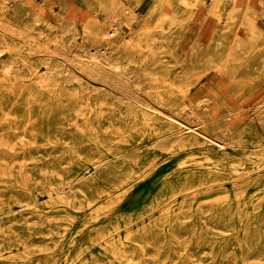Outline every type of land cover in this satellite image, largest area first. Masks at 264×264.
Returning <instances> with one entry per match:
<instances>
[{
	"label": "rangeland",
	"instance_id": "rangeland-1",
	"mask_svg": "<svg viewBox=\"0 0 264 264\" xmlns=\"http://www.w3.org/2000/svg\"><path fill=\"white\" fill-rule=\"evenodd\" d=\"M154 1L137 0L131 4L130 0H108L111 4L119 2L123 5L115 11L116 13L114 12L123 15L126 20L115 36L119 41L126 39L131 32L139 34L143 30L144 18ZM206 1L208 7L214 5V0ZM100 2L101 0H0V23L4 24L3 22L10 20L9 17L18 5L30 7L26 19L34 23L35 30L32 34L23 33L22 37L23 40L31 41L32 45L40 47L38 53H31L34 71H39L43 77H53L52 79L60 76L58 78L61 81L62 75L56 71L71 70L69 81L59 85L63 88L60 92L64 102L71 100L86 102L95 87L100 88L98 80L104 81L106 84L102 86L105 90L100 93H105L107 99L105 101L125 109L124 117L107 116L110 131L105 132L104 137L100 138L104 154H107L109 159L113 158L112 162L117 165L121 162L126 163L127 171L133 172L125 187H121L106 198L109 211L114 215L123 211L128 219L139 215L146 216L147 210L163 201L160 194L162 185L180 171L195 169L194 172L200 173L208 169L216 173L220 181L219 185L213 183L198 187L197 190L187 193L188 196L183 199L179 193L177 206L190 207L194 209L193 211L178 212L176 208L166 207L167 205L161 210L154 211L153 216H157L158 219L165 214L168 216L178 214L177 220L183 227L176 231L169 227L170 231L174 232L162 240L159 237L138 234L137 238L128 244L123 257L117 259V264L264 262V222L256 227L250 223L251 221H247L249 223L246 225V233L241 237L236 233L241 229L240 226L237 223L231 224L232 212L223 210L227 216L226 222L223 223L204 216L209 209L207 204L211 202L226 203L228 196H234L232 198L234 204L241 213L244 208L250 207L249 197L253 193L259 190L264 193V144L252 142V136H259L264 141V128L258 120V114L264 111V73L255 78V84L252 86L246 79L238 88L232 89L233 85L227 83L225 73H217L214 69L197 65L191 73L193 79L188 87L182 83H174L176 87L171 97L174 106L169 109L170 115H162L155 101L156 91L146 90L144 82L146 75L139 73L140 70L135 65L128 66L127 88H122L111 79H107L104 74H100L97 68H90L85 64L90 62L92 55L95 54V46L90 44L89 27L82 24L81 18L82 15L85 18L91 15L102 19ZM52 5H55L56 10L60 9L57 5L75 8L76 21L70 22V28L64 38L69 44L68 47L73 48L77 45L80 54H76L68 47L61 49L54 41V34L50 31L63 27L58 23L59 13L50 10ZM234 6L233 1L224 0L227 11L233 10ZM195 21L200 24L201 18ZM85 24H88V20ZM258 26L264 31V19H259ZM205 35L207 34L203 36ZM151 38H155L157 44H160L154 31L148 34L150 41ZM149 40L146 39L139 44L143 51L148 49L146 42ZM132 44L129 42L128 47ZM242 44L245 48L241 50L240 60L235 66L238 75L244 73L249 58L255 51L254 49L251 51L252 43L249 39L243 38ZM246 55L248 57L244 58ZM151 58L156 73L150 76L162 78L163 83L167 84L170 77L182 75L181 68L174 64L163 46L159 45L157 50H153ZM82 107V105L76 107L79 113L83 112ZM220 109L224 112L219 113ZM155 113L161 114L177 130H182V133L190 130L188 126L203 129L204 132L198 135L193 145L187 147L175 145L171 136L155 141L153 136L149 135L150 126L145 122L147 116ZM201 114L207 116V123L200 121ZM219 123L223 125L224 130L209 131V127ZM186 129L187 131H184ZM240 135L244 136L242 139L245 141H239ZM6 144L11 145L7 141ZM122 146L131 147L132 151L143 146L141 150L148 149L150 152L137 157L135 156L137 151H133L115 158L113 151H118ZM88 150L89 152L84 151L81 156L78 154L70 157L60 151L45 154L40 159L38 156L24 159L28 162L29 168L23 173L25 184L14 179L22 159L9 152L0 151V244L8 242L11 245L16 244L18 248L8 261L1 264H19L21 259L28 258L33 259L32 264H45L52 260L59 261L58 264H74L66 262V259H72L75 255V250L71 249L89 245L88 237H95L101 233V225L106 222V217L94 218L93 214L89 213L88 206L79 204L75 191L69 186L71 175L76 170L74 164L77 172L84 173L92 168V161L100 156L97 148ZM190 156H195L199 161L196 164L181 163ZM49 192L54 193L53 197L47 196ZM32 196L40 198L43 205L45 218L42 221L30 220L33 214L29 212L28 207L20 205L21 199H29ZM12 208L14 210L9 211ZM70 215L76 216L73 228L60 237L56 233V228ZM194 218H199L201 226L193 224ZM148 221L146 217L145 224H150ZM30 223L37 226L36 232L27 228V224ZM141 223L140 220L139 224ZM78 227H81L80 230ZM135 228L137 224H134ZM76 229L77 231H74ZM260 230L261 233L258 232ZM206 231H209V236L214 238L215 242L222 238L223 248L215 249V243L207 241L206 236L202 235V232ZM51 251L55 255H44ZM75 264H79V261H75Z\"/></svg>",
	"mask_w": 264,
	"mask_h": 264
},
{
	"label": "bare ground",
	"instance_id": "bare-ground-1",
	"mask_svg": "<svg viewBox=\"0 0 264 264\" xmlns=\"http://www.w3.org/2000/svg\"><path fill=\"white\" fill-rule=\"evenodd\" d=\"M136 1L130 0L131 4ZM231 1L235 6L233 10L227 11L224 0H214L212 7H208L206 0H155L144 18L143 30L139 34L131 32L126 39L119 41L115 36L126 20L123 15L115 14V11L123 5L119 2L111 4L108 0H101L102 19L91 15L87 18L82 15L81 18L82 24L89 27L90 44L95 46V54L92 55L91 61L85 64L90 68H97L100 74H104L107 79H111L122 88H127L128 66L135 65L140 70L139 73L146 75L144 81L146 90L156 91L155 101L162 115H170L169 109L174 106L171 100L176 87L174 83H182L188 87L193 79L191 73L197 65L214 69L217 73H225L227 83L233 85L232 89L238 88L246 79L252 86L255 84V78L264 73V31L258 26L259 19H264V0ZM57 6L59 10L55 9V5H52L50 10L59 13L58 23L63 28L51 30L50 33L54 34V41L62 49L69 45L64 36L70 28V22L76 21V14L73 6ZM30 10L28 6L18 5L9 17L10 20L3 22L4 24L0 23V151L9 152L22 159L14 179L25 184L23 173L29 168H27L28 162L24 159L33 156H38L40 159L45 154L60 151L70 157L78 154L81 156L82 153L89 152V148H97L100 156L92 161V168L89 171L77 172L76 164L73 165L76 170L71 175L69 186L75 191L79 204L88 206L89 213H92L94 218L102 216L107 220L101 225L100 234L88 237L89 245L71 249V251L75 250V255L72 259H66V262L75 264L78 260L79 264H117V259L123 257L128 244L137 238L138 234L159 237L162 240L183 227L177 220L178 214L173 216L165 214L158 219L157 216H153L154 211L161 210L166 205L169 208H176L178 212L193 211L194 209L190 207L177 206L179 193L183 199L188 196L187 193L203 185L209 186L213 183L219 185V176L208 169L200 173L194 172L195 169L180 171L162 185L160 194L163 201L147 210L146 216L139 215L128 219L123 211L116 215L109 211L106 198L121 187H125L133 172L127 171L126 163L121 162L117 165L112 162L113 158L109 159V156L104 154L100 138L104 137L105 132L110 131L107 116L124 117L125 109L105 101L107 100L105 93H100L105 90L102 86L104 81L98 80L100 88L95 87L86 102L72 100L64 102L60 92L63 88L59 85L69 81L71 70L56 71L62 75L61 81L58 78L60 76L52 79L53 77H43L42 73L34 71L31 53H38L40 47L32 45L31 41H25L22 37L23 33L32 34L35 30L34 23L26 19ZM197 18H201L200 24L195 21ZM87 20L88 24H85ZM150 31L158 35L159 45L164 47L174 64L182 70L181 76L170 77L167 84L163 83L162 78L150 76L156 73L151 52L159 47L155 38H151V41L148 39ZM204 34L207 35L203 36ZM243 38L251 41V51L253 49L255 51L249 58L244 73L238 75L235 66L240 60L241 50L245 48L242 44ZM146 39L149 40L146 42L148 49L143 51L139 44ZM127 41L133 43L131 47H128ZM76 46L68 48L80 54L79 47ZM246 57L248 55L244 58ZM158 82L161 84L157 85ZM79 105L83 106V112H78L76 107ZM222 111L220 109L218 112ZM161 114L155 113L145 118V122L150 126L149 135H152L155 141L171 136L175 145L187 147L193 145L198 135L204 132L203 129L188 126L190 130L186 129L184 131L187 132L182 133V130H177ZM199 119L202 123L206 122L207 116L201 114ZM258 120L264 128V111L258 114ZM209 128V131L224 130L220 123ZM242 138L244 136L240 135L239 141H245ZM6 141L11 145H7ZM252 142L264 144L259 136H252ZM142 148L143 146L133 149L137 151L135 156L149 154L150 150H141ZM133 151L131 147L122 146L118 151L113 152L115 158H120ZM198 161L195 156H190L181 163L196 164ZM53 195L54 193L49 192L47 196L53 197ZM232 198L234 196H228L226 203L207 204L209 209L204 216L223 223L227 219L223 210L232 212L231 224L237 223L240 226L241 229L236 233L241 237L246 233V225L249 223L247 221H251L250 223L256 227L261 226L260 224L264 222V193L260 190L253 193L249 197L250 207L244 208L241 213ZM19 202L21 207H28L29 212L33 214L30 220L42 221L45 218L40 198L32 196ZM12 210L14 208L9 211ZM146 217L150 224H145ZM75 218V215H70L56 228V233L61 237L70 231ZM140 220L141 224H139ZM194 221L193 224L201 226L199 218H194ZM134 224H137L135 229ZM169 227L174 228V231H170ZM27 228L32 232L37 231V226L31 223L27 224ZM80 228L78 227V230ZM187 231L192 232L190 229ZM202 235L206 236L207 241L215 243V249L223 248L222 238H218L215 242V239L209 236V231L202 232ZM16 249H18L16 244L11 245L8 242L0 244V264L8 261ZM44 255L53 256L55 253L51 251ZM21 260L19 264L33 263L32 258ZM58 262L52 260L45 264H58ZM252 264H264V262Z\"/></svg>",
	"mask_w": 264,
	"mask_h": 264
}]
</instances>
